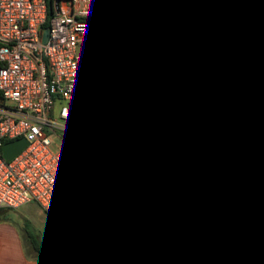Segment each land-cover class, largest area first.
Here are the masks:
<instances>
[{"label":"crops","instance_id":"1","mask_svg":"<svg viewBox=\"0 0 264 264\" xmlns=\"http://www.w3.org/2000/svg\"><path fill=\"white\" fill-rule=\"evenodd\" d=\"M104 3L108 14L101 21L106 26L121 20L161 27L148 74L134 64L144 52L134 47L140 32L111 43L85 39L76 48L82 58L112 62L106 72L86 71L85 79L137 84L139 95L150 103L131 113L127 140L154 156L100 146L89 157L99 189L96 199L124 221L132 248L131 257L117 264H158L164 243L182 248L189 264H205L212 250L210 234L218 224L220 239L229 244L221 264H264V193L250 199L244 185L264 186V70L238 65L220 85L218 99L208 93L215 86L209 81L217 77L216 55L240 56L250 48V38L264 37V3L261 8L249 5L243 22L216 14L203 18L200 12L209 5L201 0ZM205 24L210 29L202 33ZM93 114L73 109L71 120L90 129ZM24 206L33 217L45 215L36 203ZM37 217L28 224L53 258L40 257L24 242L19 223L0 219V264H80L59 229L55 226L66 244L37 229Z\"/></svg>","mask_w":264,"mask_h":264},{"label":"built area","instance_id":"2","mask_svg":"<svg viewBox=\"0 0 264 264\" xmlns=\"http://www.w3.org/2000/svg\"><path fill=\"white\" fill-rule=\"evenodd\" d=\"M212 14L243 22L249 5L261 8L264 0H201ZM59 12L50 20L49 37L42 43L48 16L47 0H0V210L36 203L67 239L80 264H117L132 255L124 235L125 223L110 205L89 194L94 168L87 149L114 146L154 156L127 140L133 111L148 109L138 85L85 79L86 71L102 73L112 62L82 58L77 45L85 39L111 43L117 36L140 32L134 47L144 52L135 67L148 74L154 66L153 45L161 27H139L117 20L102 23L108 14L104 0H59ZM208 24L200 28L207 33ZM240 58L256 71L264 70V37L249 40ZM259 45L263 47L258 48ZM94 111L90 129L71 120L73 109ZM21 138L26 147L12 159L2 147ZM54 145L56 150H52ZM264 193V186L244 183Z\"/></svg>","mask_w":264,"mask_h":264},{"label":"trees","instance_id":"3","mask_svg":"<svg viewBox=\"0 0 264 264\" xmlns=\"http://www.w3.org/2000/svg\"><path fill=\"white\" fill-rule=\"evenodd\" d=\"M55 1L56 0H47L48 16L45 24L43 25V29L49 28L50 20L54 15L53 3ZM246 63L248 62L241 59L240 56L235 57L230 55L226 57H219L216 55L214 64L217 72V77L215 80L209 81L210 84H213L214 82L215 85L214 87L209 88L208 90L210 96L213 99H218L219 87L220 85L226 83L229 80L231 70L237 68L238 65H243ZM95 151L96 150L87 149V155L85 157L87 162L89 161V157L93 155ZM88 164L90 165V162H88ZM89 194L94 200L98 201L96 197L99 194V189L95 182V176L90 181ZM0 219H3L2 215H0ZM24 229L27 234L29 244L32 246L36 254L46 259L53 258L52 252L39 240L38 235L34 232V230L30 227L28 223L25 224ZM220 233H221V226L218 224L216 229L212 231L210 234V238L212 241V250L210 254L205 258V264H221L223 254L229 250V244L220 239ZM124 235H125V230H124ZM159 252H160V256L158 259H156V262L158 264H189L185 251L173 243L161 244L159 246Z\"/></svg>","mask_w":264,"mask_h":264},{"label":"rangeland","instance_id":"4","mask_svg":"<svg viewBox=\"0 0 264 264\" xmlns=\"http://www.w3.org/2000/svg\"><path fill=\"white\" fill-rule=\"evenodd\" d=\"M76 54H78V52L76 51ZM52 150H56V147L54 145H52L51 147ZM90 160V159H89ZM25 206H22L18 209H13V210H5L3 212H1V215H3L2 213H6L3 215V219L2 220H6L4 222H7V220L12 222H16L19 223L20 226V233L22 236V239L24 240V242H26L28 244V238H27V234L24 231L25 228V224H27L28 222L30 223V219L32 220L33 218L37 217H33V213L32 212H25L24 209ZM37 220L34 221V223L37 225V229L41 230L44 233H47L51 236L56 237L57 240L60 241V239L62 240V238L59 236L60 233L57 231V229L55 228V225L50 221V219L46 216V215H42L39 214V216L36 218ZM61 242V241H60ZM63 244H66L65 242H63ZM61 244V243H59Z\"/></svg>","mask_w":264,"mask_h":264},{"label":"water","instance_id":"5","mask_svg":"<svg viewBox=\"0 0 264 264\" xmlns=\"http://www.w3.org/2000/svg\"><path fill=\"white\" fill-rule=\"evenodd\" d=\"M58 2L59 1L56 0L53 3V8H54V11L56 13L59 12ZM48 37H49V30H48V28H45L43 30V33H42V43L43 44H45L47 42ZM216 50L218 52H220L221 55H228L227 52L221 51V48H217ZM26 145H27V140L25 138H21V139L15 140V141L8 142L2 147V155L4 158L10 160L14 156H16L20 151H22L26 147ZM245 196H247L250 199L256 200V199L262 198L263 193H261V192L259 193V192L253 191V190H247L245 192Z\"/></svg>","mask_w":264,"mask_h":264}]
</instances>
